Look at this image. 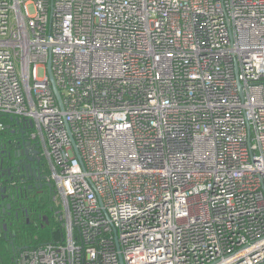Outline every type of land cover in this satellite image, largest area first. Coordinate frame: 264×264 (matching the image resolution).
I'll list each match as a JSON object with an SVG mask.
<instances>
[{"label":"built area","instance_id":"1","mask_svg":"<svg viewBox=\"0 0 264 264\" xmlns=\"http://www.w3.org/2000/svg\"><path fill=\"white\" fill-rule=\"evenodd\" d=\"M1 117L53 185L18 264H264V0H0Z\"/></svg>","mask_w":264,"mask_h":264},{"label":"flooded vegetation","instance_id":"2","mask_svg":"<svg viewBox=\"0 0 264 264\" xmlns=\"http://www.w3.org/2000/svg\"><path fill=\"white\" fill-rule=\"evenodd\" d=\"M12 128L0 133V264L9 256L17 264L16 251L29 246L34 231L54 224L49 159L19 146L29 128L14 122Z\"/></svg>","mask_w":264,"mask_h":264},{"label":"trees","instance_id":"3","mask_svg":"<svg viewBox=\"0 0 264 264\" xmlns=\"http://www.w3.org/2000/svg\"><path fill=\"white\" fill-rule=\"evenodd\" d=\"M1 120L5 122L4 123L5 127L3 129H0V133H2V135H4L5 133H13L14 130L12 128L11 119L9 117H1ZM9 124H10V127L7 126ZM51 237L52 236H51L50 229L49 230H47V228L36 229L33 233L32 241L29 243V246H35L42 242L48 241L51 239ZM18 253H19V249L16 251V256H15L16 260L18 258Z\"/></svg>","mask_w":264,"mask_h":264},{"label":"water","instance_id":"4","mask_svg":"<svg viewBox=\"0 0 264 264\" xmlns=\"http://www.w3.org/2000/svg\"><path fill=\"white\" fill-rule=\"evenodd\" d=\"M47 68H48V76H49V80L51 82V85H52V88H53V91L57 97V100L59 102V105L62 106V101H61V94H60V91L56 85V82H55V79H54V75H53V72H52V67H51V62L50 60H48L47 62ZM27 124L23 123V127L21 128H25L24 126H29L31 124V120L29 119L27 122ZM8 127H10V124L7 125ZM19 146H22L23 147V150H27L29 149L30 151H32L34 154H40L39 152V149L38 147L36 146V142H34L31 138H28L27 140H23L21 141V143H19Z\"/></svg>","mask_w":264,"mask_h":264},{"label":"rangeland","instance_id":"5","mask_svg":"<svg viewBox=\"0 0 264 264\" xmlns=\"http://www.w3.org/2000/svg\"><path fill=\"white\" fill-rule=\"evenodd\" d=\"M39 72L41 73V68H39ZM49 229L51 230L50 227H47V230H49ZM8 264H16L14 257L9 256Z\"/></svg>","mask_w":264,"mask_h":264}]
</instances>
